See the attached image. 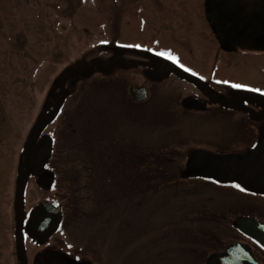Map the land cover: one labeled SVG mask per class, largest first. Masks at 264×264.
I'll return each instance as SVG.
<instances>
[{
	"label": "rangeland",
	"instance_id": "rangeland-1",
	"mask_svg": "<svg viewBox=\"0 0 264 264\" xmlns=\"http://www.w3.org/2000/svg\"><path fill=\"white\" fill-rule=\"evenodd\" d=\"M80 1L0 0L4 264H13L12 201L20 156L46 107L48 114L55 110L63 74L91 65L100 54L110 62L116 49L130 53L124 54L129 63L148 62L159 49L172 50L204 72L222 58L214 43L201 45L202 38L174 15L173 7L190 6L193 0ZM185 12L187 23L198 28L200 9ZM229 57L228 76L248 79L241 76L245 63ZM111 70L93 66L68 78L58 116L43 132L56 140V184L40 191L31 182L28 207L47 195L63 204L70 257L78 264H206L211 253L225 249L237 220L255 212L264 216V200L192 170L191 159L200 153L241 152L242 139L216 136V123L178 115V89L186 91L178 80H159L141 65ZM146 74L155 81L150 83L153 96L137 105L129 90Z\"/></svg>",
	"mask_w": 264,
	"mask_h": 264
},
{
	"label": "flooded vegetation",
	"instance_id": "flooded-vegetation-1",
	"mask_svg": "<svg viewBox=\"0 0 264 264\" xmlns=\"http://www.w3.org/2000/svg\"><path fill=\"white\" fill-rule=\"evenodd\" d=\"M80 2L83 3L82 0ZM80 2L78 4H81ZM190 2L192 4L190 6L187 5L188 3L184 4L182 2L177 7H173L174 15L178 13L182 17L185 25H188V27H184L187 31L190 29L193 34L202 38L201 45H208L209 47L214 43L218 53L221 54H217V57L222 56V58L216 59L212 65L208 66L209 70L204 72L185 64L179 53L172 50L162 53L159 49L155 53L153 52L152 60L147 63L158 66L162 70L169 69L175 63L191 73L199 84L187 80L176 73L167 77L169 80H178L186 87V91L181 90L180 87L178 89L179 98L178 103H176L178 115L193 114L198 116L199 119L216 123V128L212 129L213 134H216V136H239L242 139L241 143L245 146V150L241 152L226 151V153L222 154L221 151H218L215 154L210 153L211 155L232 156L238 160L246 158L257 151L260 145L264 143V85L260 83V77L264 74V0H193ZM207 3L209 18L206 14ZM192 6L198 7L200 13L204 15L203 18L200 14L201 20L198 28H195L190 22L187 23L188 17L185 10L192 9ZM182 25L184 24L182 23ZM219 39L222 40V45ZM116 50L114 57L122 56L124 58V54H130L126 51ZM103 55L100 54V60L96 61L110 63L102 57ZM230 55L239 57V61L245 63L247 66L246 72L241 76L248 79H235L228 76L233 65ZM169 56L175 57V59H170ZM219 60L221 61L220 63ZM141 66L148 68L150 74L153 71L154 73L151 75L157 76L159 80L166 77L154 71L150 66ZM115 67H124V64L119 61ZM145 79L141 85L135 87H146L149 92V99L141 103L136 102L137 104H145L153 96L150 83L155 81L150 80L149 74H146ZM237 85L239 87H236ZM131 98L136 101L132 95ZM189 98L199 100L201 102L200 105L203 107L201 109L188 107L186 100ZM220 100L225 104L219 103L218 101ZM46 108L48 110V106ZM47 110L46 112L48 113ZM36 139L34 141L36 145L42 140L51 139L53 143L52 154L50 159L43 161L38 171L32 168L30 154L25 162V175L22 187L19 183V177L16 178L15 185H18V187L12 201L13 247L10 252V258L13 264H78L70 257L72 252L67 242L68 235L64 231L66 211L63 204L47 195L40 202L28 207L29 187L31 184L35 190L38 188L41 191L44 190L42 188L47 190L48 186H54L57 180V178L55 180L53 175L56 173L54 167L57 166L53 162L55 159V137L49 133L47 135L42 133ZM232 184L234 186L231 189L251 197L252 200H264V193L250 191L237 182H232ZM19 192H21L20 196ZM43 203L53 205L62 210L64 217L60 228L44 243H39L31 235L29 223L34 209ZM243 218L255 220L264 226V216L259 213L255 212ZM230 229L232 237L227 241L225 249L213 253L225 252L229 247L236 244L248 245L254 255L253 263H248L264 264V245L240 229L238 220L234 225L230 226ZM5 249V246L0 247V264H4L5 258L8 259V253L6 254Z\"/></svg>",
	"mask_w": 264,
	"mask_h": 264
},
{
	"label": "water",
	"instance_id": "water-1",
	"mask_svg": "<svg viewBox=\"0 0 264 264\" xmlns=\"http://www.w3.org/2000/svg\"><path fill=\"white\" fill-rule=\"evenodd\" d=\"M206 14L209 18L208 3L206 4ZM219 41L222 45V40L219 39ZM119 61H122L124 67L127 69L134 68L138 65H146L153 68L154 71L161 73L163 76L168 77V75L176 73L187 80L198 83L191 73L175 64H172L167 70H162L160 67L144 61L129 63L123 57L116 56L110 60V63L94 61L91 65L74 67L70 72L63 74L59 78L61 89V91H59L60 95L66 87L68 78L74 73L84 71L93 66H101L110 72ZM130 93L137 103H141L149 99V92L146 87H132L130 88ZM60 95L56 101L57 104L60 102ZM218 102L225 104L221 100ZM57 104L55 106V110L52 111L51 114L45 113V116H42L40 121L35 125L29 139V143L26 145V149L21 156L18 176L21 187L25 175V162L30 154L32 168L37 171L40 169L43 161L48 158L50 159L53 149L51 139L42 140L37 145L34 141L36 138L41 136L46 127L58 116V114H55L59 105ZM200 104L201 102L197 99L189 98L186 100V105L194 109H201L203 106ZM190 167L192 170H197L203 176L212 177L218 182H237L250 191L264 193V143L260 145L257 151L240 160L234 159L232 156H214L208 153L196 154L191 159ZM189 173L194 174L195 176H200L192 172ZM20 194L21 192H19V196ZM63 217L64 214L62 210L54 207L53 205L44 203L40 204L34 209L30 217L29 230L31 235L39 243H44L60 228L63 222ZM238 227L264 245V226L260 225L255 220L242 218L238 220ZM252 260L254 261V255L251 248L248 245L236 244L229 247L225 252L211 254L207 258L206 264H249L248 262L253 263Z\"/></svg>",
	"mask_w": 264,
	"mask_h": 264
},
{
	"label": "snow or ice",
	"instance_id": "snow-or-ice-1",
	"mask_svg": "<svg viewBox=\"0 0 264 264\" xmlns=\"http://www.w3.org/2000/svg\"><path fill=\"white\" fill-rule=\"evenodd\" d=\"M170 59H175V57L169 56ZM236 87H239L238 85Z\"/></svg>",
	"mask_w": 264,
	"mask_h": 264
},
{
	"label": "trees",
	"instance_id": "trees-1",
	"mask_svg": "<svg viewBox=\"0 0 264 264\" xmlns=\"http://www.w3.org/2000/svg\"><path fill=\"white\" fill-rule=\"evenodd\" d=\"M113 71V70H112ZM111 72V71H110ZM152 73H154L153 71H152ZM137 104V103H136ZM137 105H140V104H137ZM55 174H57V173H55ZM57 176V175H56Z\"/></svg>",
	"mask_w": 264,
	"mask_h": 264
}]
</instances>
